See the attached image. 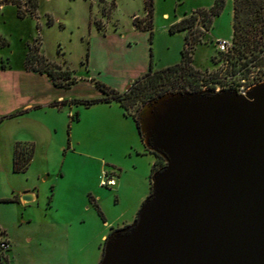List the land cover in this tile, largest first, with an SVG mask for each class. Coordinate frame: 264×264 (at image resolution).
<instances>
[{
  "label": "rangeland",
  "instance_id": "374dc122",
  "mask_svg": "<svg viewBox=\"0 0 264 264\" xmlns=\"http://www.w3.org/2000/svg\"><path fill=\"white\" fill-rule=\"evenodd\" d=\"M213 1L151 0L145 15L143 0H0V237L9 244L1 264L98 263L103 226L137 210L147 196L153 156L140 152L132 117L156 88L211 91L217 82L245 88L264 81V66L255 63L262 51L247 50L240 58L216 53L214 41L231 37L232 0H223L216 14ZM189 15L185 29L169 32ZM184 42L193 73L181 80ZM28 52L31 66L43 67L42 58L67 70L73 83L56 87L46 74L26 68ZM149 67L172 71L157 74L151 86L142 76ZM134 80L143 86L123 99L119 113L114 106L76 102L100 97L96 83L123 93ZM30 146L27 167L14 171V147L27 153ZM155 161V169L163 165ZM110 169L116 185L100 187L101 171ZM26 190L35 194L30 201L20 199Z\"/></svg>",
  "mask_w": 264,
  "mask_h": 264
},
{
  "label": "water",
  "instance_id": "95a60500",
  "mask_svg": "<svg viewBox=\"0 0 264 264\" xmlns=\"http://www.w3.org/2000/svg\"><path fill=\"white\" fill-rule=\"evenodd\" d=\"M136 122L163 165L97 264H264V81L244 94L165 92Z\"/></svg>",
  "mask_w": 264,
  "mask_h": 264
},
{
  "label": "trees",
  "instance_id": "16d2710c",
  "mask_svg": "<svg viewBox=\"0 0 264 264\" xmlns=\"http://www.w3.org/2000/svg\"><path fill=\"white\" fill-rule=\"evenodd\" d=\"M143 4L145 9V15H150L151 0H143ZM222 5H223V0H214L212 5L210 6V11L213 14H216L218 10L222 7ZM231 8H232V24H231L232 33H231V46L228 53L234 52V54L240 58L244 56L245 51L247 50L250 51L251 54L254 53V51L256 52L262 51L263 54H261L257 58L258 61H256L255 63L258 64L259 66H264V0H232ZM192 16L193 15H189L188 17H182L179 20H177L175 23L170 24L168 28L169 32L181 31L185 29L187 23L189 21L191 22V20L193 19ZM147 30L149 31L148 28ZM150 34L151 32L149 31V36ZM183 44H187V43L184 42ZM185 51L186 50L183 48V51L181 50L179 52V63L177 64V68L180 72L178 73L180 75V76L178 75L180 79L182 78L181 76L185 75L186 73L188 75L193 73L192 70L189 68L188 57H186ZM30 56H31L30 52H28L25 55V60H24L25 67L32 71L46 74L52 85L56 87H67L73 83V80L69 78V73L67 70L58 69L56 64L54 65L52 63L49 64L47 61H44L42 58L38 59V63L43 64V67L31 66ZM168 71L171 72L172 67H166L159 71H151L149 67L148 70L142 74V76L144 78H147V81H145L146 84L154 86V84L156 83L157 74ZM131 84H133V86L128 90H125L123 93H117V91L113 89H110L102 84L96 83V87L102 94L100 97L86 99V100H77L76 102L82 104L84 107H87L96 103H108L110 101H114L117 102L122 109H125L123 104V99L126 97L128 98L133 97L137 93V90L143 86V85L140 86L139 84L137 85L136 80L132 81ZM175 91H199V90L198 89L185 90L183 84H177L173 88L160 87L158 89L157 88L155 89L154 94L148 100H151L162 93L175 92ZM59 103L63 104L64 101H60ZM52 106H57V105L54 103L52 104ZM73 118L76 120V115L74 117L73 115H71V119ZM132 119L137 128L136 119L133 117ZM139 137L141 139L140 135ZM24 150H25L24 147H19V148L14 147L13 149L12 167L14 171H23L28 165V162L32 155V147L30 146L27 153ZM149 153L153 154L152 152ZM153 156L155 157V159L160 158L155 154H153ZM154 167H155V163L153 164V167L151 169V174L154 171L161 168L162 166L156 169ZM98 213L100 214L99 211ZM109 233L107 235H109ZM1 235L2 232L0 231V236ZM0 238H4V236ZM5 241L8 244V241L6 239ZM0 259H2L1 253H0Z\"/></svg>",
  "mask_w": 264,
  "mask_h": 264
},
{
  "label": "crops",
  "instance_id": "0c3cea01",
  "mask_svg": "<svg viewBox=\"0 0 264 264\" xmlns=\"http://www.w3.org/2000/svg\"><path fill=\"white\" fill-rule=\"evenodd\" d=\"M129 81H131V80H128V82ZM127 82V83H128ZM127 86V85H126ZM125 86V87H126ZM125 87H123L122 89H125ZM116 91V90H115ZM60 101H64V100H59L58 102H60ZM92 105H97V106H107V107H112V106H114L113 108H115V110L117 111V113H119V110H122L121 109V107L118 105V103L117 102H114V101H110V102H108V103H96V104H92ZM24 106H26V107H29L30 105L29 104H26V105H24ZM91 106V105H90ZM121 120H123L125 123L127 122V120H126V116L125 115H121L120 117H119ZM76 120H77V118H76ZM75 120V121H76ZM133 122V121H132ZM133 124H134V132H136V135H137V138H138V141H139V143L141 144V153L142 154H144V153H148V154H151V153H149L148 151H146L145 150V148L143 147V145H142V143H141V139H140V137H139V133H138V130H137V128H136V125H135V123L133 122ZM128 126V129H129V132L130 133H133V131H132V129H133V127L130 125V124H128L127 125ZM135 134V133H134ZM128 145H130V147H134L133 146V144H132V142L130 143V144H128ZM135 149V148H134ZM141 153L139 154V152H136V155H141ZM152 156H153V154H151ZM31 159V158H30ZM155 157L153 156V159H152V162H151V164H150V167H149V171H148V175L146 176V180H147V182H148V190H147V193H146V195H148V193H149V188H150V182H149V176H150V174H151V169H152V167H153V164L155 163ZM29 162H30V160H29ZM28 162V163H29ZM119 186H118V188H117V190L115 191L116 193H118V191H119ZM24 194H26V195H29L30 196V200H32L34 197H35V194H34V192H32V191H28V190H26V191H23L22 192V195H24ZM88 196H89V198H91V200H93V198H92V196L90 195V194H88ZM29 200V201H30ZM136 208H134L132 211H130L129 212V214H128V216L126 215V214H120V215H118L116 218H114L112 221H110V222H108V223H106L104 226H103V229H102V231L98 234V239H99V241H104V239L106 238V236H107V234H106V228L107 227H109V229H108V233L109 232H111L112 230H114V229H117V228H120V227H123V226H125V225H127V224H129V223H131L132 221H133V219H134V217H135V214H136ZM114 224H116L115 226H113ZM5 239L7 240V238L5 237ZM100 256H101V250H99V248H98V251L96 252V255H95V258H94V261H99V259H100Z\"/></svg>",
  "mask_w": 264,
  "mask_h": 264
},
{
  "label": "built area",
  "instance_id": "2783aa9c",
  "mask_svg": "<svg viewBox=\"0 0 264 264\" xmlns=\"http://www.w3.org/2000/svg\"><path fill=\"white\" fill-rule=\"evenodd\" d=\"M214 46H215L216 53L226 55L230 50L231 37H229L228 39H224V38L216 39L214 41ZM183 48L187 50L189 46L187 44H183ZM211 86H213V88L211 89L212 92H217L219 90H225V89L232 88V87H227L225 84L220 83V82L212 83ZM249 87L246 86L245 88H243V85L239 84L236 88H232V90H234L238 94H244V92ZM116 177H117V174L112 169L108 171L102 170L99 176L98 185L104 188H112L116 185ZM7 248H8V244L5 241V239L0 238V253L5 251Z\"/></svg>",
  "mask_w": 264,
  "mask_h": 264
}]
</instances>
